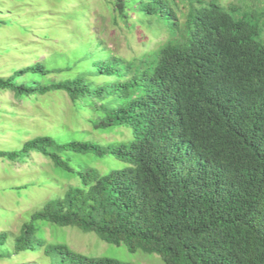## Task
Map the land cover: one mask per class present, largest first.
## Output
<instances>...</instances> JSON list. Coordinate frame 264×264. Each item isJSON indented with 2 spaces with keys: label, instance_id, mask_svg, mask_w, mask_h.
Wrapping results in <instances>:
<instances>
[{
  "label": "trees",
  "instance_id": "trees-1",
  "mask_svg": "<svg viewBox=\"0 0 264 264\" xmlns=\"http://www.w3.org/2000/svg\"><path fill=\"white\" fill-rule=\"evenodd\" d=\"M179 1L184 19L178 0H117L124 17L133 10L139 25L166 33L150 54L125 59L99 39L82 57L89 69L65 81L15 83L52 72L40 63L0 77V91H64L83 101L94 130L126 131L111 143L37 136L0 150L12 162L41 154L79 182L35 208L11 242L0 232V259L43 251L50 264H130L47 244L44 223L164 264H264V10ZM74 154L112 157L116 166L76 167Z\"/></svg>",
  "mask_w": 264,
  "mask_h": 264
},
{
  "label": "rangeland",
  "instance_id": "rangeland-1",
  "mask_svg": "<svg viewBox=\"0 0 264 264\" xmlns=\"http://www.w3.org/2000/svg\"><path fill=\"white\" fill-rule=\"evenodd\" d=\"M222 5L263 11L264 0H218ZM117 0H0V77L40 63L52 71L46 75L16 77L15 83L49 85L62 82L80 70H88L91 60L82 58L96 49L100 40L110 53L132 59L159 49L166 33L159 34L139 25L133 10L124 17ZM178 0L181 18L188 8ZM184 19V18H183ZM84 59L79 66L75 63ZM55 71V72H53ZM64 91L18 97L11 90L0 91V150L20 149L37 136H50L62 142L93 139L101 143L121 141L126 131L101 132L88 122L91 113L81 109ZM80 163L100 171L116 166L112 157L97 159L77 155ZM111 166V167H112ZM111 169V168H110ZM78 180L41 154L12 162L0 158V232L10 233V242L19 235L33 210L44 201L61 197ZM41 237L47 244H66L72 251L90 257L113 258L130 264H164L155 254H131L125 245L116 247L102 241L96 233L77 227L60 228L40 223ZM0 264H50L43 251L0 259Z\"/></svg>",
  "mask_w": 264,
  "mask_h": 264
}]
</instances>
